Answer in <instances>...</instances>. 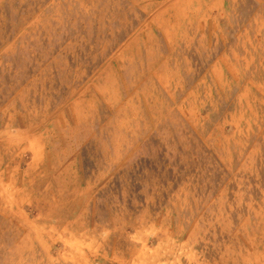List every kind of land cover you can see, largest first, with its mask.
Returning a JSON list of instances; mask_svg holds the SVG:
<instances>
[{"label": "rangeland", "instance_id": "rangeland-1", "mask_svg": "<svg viewBox=\"0 0 264 264\" xmlns=\"http://www.w3.org/2000/svg\"><path fill=\"white\" fill-rule=\"evenodd\" d=\"M0 264H264V0H0Z\"/></svg>", "mask_w": 264, "mask_h": 264}]
</instances>
